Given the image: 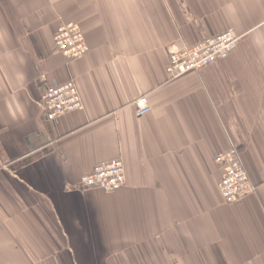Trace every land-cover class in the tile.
Here are the masks:
<instances>
[{"label": "crops", "instance_id": "crops-1", "mask_svg": "<svg viewBox=\"0 0 264 264\" xmlns=\"http://www.w3.org/2000/svg\"><path fill=\"white\" fill-rule=\"evenodd\" d=\"M60 22L86 55L57 50ZM229 29L233 51L168 75L171 46ZM69 79L83 107L48 121ZM230 147L255 190L226 204ZM114 158L119 190L80 189ZM0 264H264V0H0Z\"/></svg>", "mask_w": 264, "mask_h": 264}, {"label": "built area", "instance_id": "built-area-1", "mask_svg": "<svg viewBox=\"0 0 264 264\" xmlns=\"http://www.w3.org/2000/svg\"><path fill=\"white\" fill-rule=\"evenodd\" d=\"M239 37L229 29L215 36L204 38L194 45L171 46L168 49L166 71L170 77H178L214 63L233 51ZM54 45L68 60L78 59L89 51L85 36L75 22H60L53 35ZM40 107L45 118L53 121L83 107L82 99L74 79L46 87L40 94ZM146 96L136 101L139 117L150 112ZM221 167L217 189L226 204L234 203L255 190L235 147H230L215 157ZM125 166L121 158L97 163L79 180L80 189H99L114 192L125 184Z\"/></svg>", "mask_w": 264, "mask_h": 264}, {"label": "trees", "instance_id": "trees-1", "mask_svg": "<svg viewBox=\"0 0 264 264\" xmlns=\"http://www.w3.org/2000/svg\"><path fill=\"white\" fill-rule=\"evenodd\" d=\"M42 93V92H41Z\"/></svg>", "mask_w": 264, "mask_h": 264}]
</instances>
